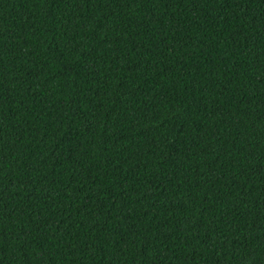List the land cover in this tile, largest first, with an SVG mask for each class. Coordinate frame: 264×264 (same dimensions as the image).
<instances>
[{
  "label": "trees",
  "instance_id": "trees-1",
  "mask_svg": "<svg viewBox=\"0 0 264 264\" xmlns=\"http://www.w3.org/2000/svg\"><path fill=\"white\" fill-rule=\"evenodd\" d=\"M0 264H264V0H0Z\"/></svg>",
  "mask_w": 264,
  "mask_h": 264
}]
</instances>
